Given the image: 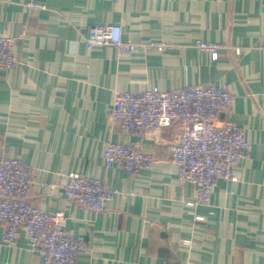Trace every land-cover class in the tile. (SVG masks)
I'll use <instances>...</instances> for the list:
<instances>
[{
  "label": "crops",
  "instance_id": "crops-1",
  "mask_svg": "<svg viewBox=\"0 0 264 264\" xmlns=\"http://www.w3.org/2000/svg\"><path fill=\"white\" fill-rule=\"evenodd\" d=\"M30 1L46 8L29 10ZM100 23H120L125 40L167 46L90 49L87 30ZM1 35L15 37L18 62L0 69V157H18L37 182L56 185L35 186L30 201L65 213L67 232L88 246L79 264H264V0H0ZM199 39L223 44L216 59ZM207 83L235 94L218 124L241 125L251 148L238 180L220 178L200 204L171 161L180 123L155 139L120 132L109 113L118 91ZM108 141L139 145L156 162L136 174L108 168ZM70 172L116 193L102 210L84 207L65 195ZM3 231L0 264H44L23 228L14 244Z\"/></svg>",
  "mask_w": 264,
  "mask_h": 264
},
{
  "label": "built area",
  "instance_id": "built-area-1",
  "mask_svg": "<svg viewBox=\"0 0 264 264\" xmlns=\"http://www.w3.org/2000/svg\"><path fill=\"white\" fill-rule=\"evenodd\" d=\"M29 10L44 9L43 3L30 1ZM15 37L0 36V69L13 67L17 62ZM86 46L112 45L122 52L140 49L166 48L163 41L144 37L139 41L125 40L120 23L91 25L85 36ZM196 46L218 57L222 43L199 39ZM240 48H237L239 50ZM235 94L225 85L194 84L173 91L151 87L143 92L129 90L114 94L109 119L122 133L155 139L173 121L181 129L171 146V161L179 168L183 182L196 186V203L210 204L220 178L236 182L239 160L251 148L244 128L230 120L218 124L230 111ZM104 158L108 168L116 165L131 174L151 168L156 162L153 153L139 145L108 141ZM63 189L68 199L93 210L105 208L116 190L106 180L78 172L66 174ZM35 186L55 188V184L37 182L30 167L18 157H0V224L4 225L3 242L14 244L23 228L30 246L41 256L44 264H79V256L88 249L83 239L71 236L65 228L63 211H50L30 201ZM187 241V240H186Z\"/></svg>",
  "mask_w": 264,
  "mask_h": 264
}]
</instances>
